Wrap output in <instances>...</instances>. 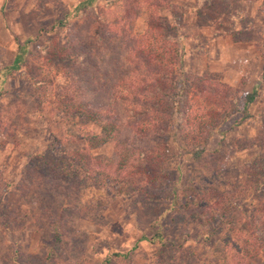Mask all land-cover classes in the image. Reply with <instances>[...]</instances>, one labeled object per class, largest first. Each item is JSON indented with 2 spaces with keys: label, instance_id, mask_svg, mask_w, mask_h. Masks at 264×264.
Instances as JSON below:
<instances>
[{
  "label": "rangeland",
  "instance_id": "374dc122",
  "mask_svg": "<svg viewBox=\"0 0 264 264\" xmlns=\"http://www.w3.org/2000/svg\"><path fill=\"white\" fill-rule=\"evenodd\" d=\"M84 1L0 0V72L20 46L28 48L21 69L0 82V264H104L108 257L112 264H220L225 232L209 234L193 222L199 209L177 211L173 202L191 196L202 173H220L222 191L243 185L264 157V0H97L78 11ZM152 12L179 37L182 72L193 86L208 79L257 96L248 115L240 110L216 130L203 162L173 138L170 173L150 183L132 167L129 131L108 138L106 113L96 121L66 106L69 64L60 52L68 25L141 35ZM259 204H243L233 236L239 246L264 236L263 197ZM255 210L263 217L252 226Z\"/></svg>",
  "mask_w": 264,
  "mask_h": 264
},
{
  "label": "trees",
  "instance_id": "16d2710c",
  "mask_svg": "<svg viewBox=\"0 0 264 264\" xmlns=\"http://www.w3.org/2000/svg\"><path fill=\"white\" fill-rule=\"evenodd\" d=\"M96 1H84L77 10L89 9ZM155 15L152 12L148 28L141 35L123 32L107 37L110 31L99 23L83 21L80 25H68L69 40L60 52L63 61L69 64L65 74L68 84L63 90L66 106L74 114H91L96 121V116L106 113L110 120L104 122L103 131L108 138L123 132L118 128L129 131L125 142L130 149L128 153L135 158L132 167L150 183L170 173L167 153L173 138L192 160L203 162L208 142L216 130L240 110L247 114L248 106L257 96L256 90L243 94L208 79H200V86H193L182 72L179 37L168 25L154 22ZM66 25L60 22L61 27ZM27 52V45L20 46L13 64L0 72L2 84L10 73L19 71L25 64ZM249 169L254 175L245 184L230 190H221L224 182L220 173L214 172L208 177L202 173L193 180L191 196L181 199L175 195L173 203L177 211L199 209L193 222L205 226L209 234H214L219 227L220 233L225 232L226 244L224 250L220 248L217 258L220 264H248V260L249 264H264V236L245 238L241 246L233 239L241 228L239 216L243 204L250 201L260 205L264 198V157L256 159ZM257 210L248 217L252 226L255 219L263 217ZM212 219L218 224L213 225ZM159 233L160 230L157 235L161 238ZM59 239L57 233L56 241ZM231 249L240 253L232 260L229 257L234 253L227 254ZM115 257L128 259L130 255L116 254ZM112 263L110 257L104 261V264Z\"/></svg>",
  "mask_w": 264,
  "mask_h": 264
}]
</instances>
